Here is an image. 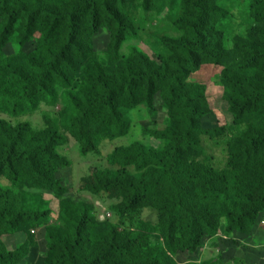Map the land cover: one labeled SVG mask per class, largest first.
<instances>
[{"label": "trees", "instance_id": "1", "mask_svg": "<svg viewBox=\"0 0 264 264\" xmlns=\"http://www.w3.org/2000/svg\"><path fill=\"white\" fill-rule=\"evenodd\" d=\"M156 1L0 0V110L20 115L41 103L52 106L57 100L56 87H60L61 124L85 155L96 151L102 141L126 134L124 111L127 103L135 104L138 91L148 102L159 92L172 124L143 131L164 140V147L134 143L114 148L107 162L118 170L94 173L85 189L93 194L112 191L120 195L122 203L111 208L120 217L137 214L149 201L160 215L170 249L191 253L204 235L217 232L221 219L226 220L228 233L253 227L264 211V174L253 176L235 160L219 170L185 159L189 149L201 147L203 134L218 133L203 128L207 115L205 89L191 82L190 76L204 64L224 65L225 45L217 30L222 10L235 0H181L182 16L174 23L181 36L155 35L150 41L146 33L145 44L158 61L136 48L118 61L121 44L139 34L134 18L127 16V4L146 6ZM170 1L176 4L179 0ZM249 2L251 12L264 18V0ZM35 21L47 26L34 40L32 51L19 60L14 48L22 49L28 43ZM101 27L109 33L107 50L115 66L103 68L95 63L88 75L70 84L63 71L70 54L79 48L89 49L87 44L82 45L80 30L94 33ZM260 34L264 40V32ZM10 44L13 53H6ZM246 51L252 61L264 60V42L260 47L248 46ZM224 67L223 80L237 94L231 108L243 114L264 96V80ZM62 143L52 124L45 131L32 133L25 125L11 127L0 120V178L10 183L0 184V264H20L28 255L29 244L10 248L6 238L20 234L31 223L46 222L50 214L39 196L20 189L27 186L20 183V177L26 175L30 185L33 179L46 180L45 189L58 195L59 183L43 172L41 161L52 167L67 166L54 151ZM263 143L264 126L254 127L237 156ZM72 218L64 232L45 230L46 247L51 253L46 264H125L129 257H135L138 264H175L171 259L162 261L164 255L149 241L142 239L144 243L139 244L135 237L114 227L101 238L94 237L90 228L93 218L85 205Z\"/></svg>", "mask_w": 264, "mask_h": 264}, {"label": "rangeland", "instance_id": "2", "mask_svg": "<svg viewBox=\"0 0 264 264\" xmlns=\"http://www.w3.org/2000/svg\"><path fill=\"white\" fill-rule=\"evenodd\" d=\"M29 1V0H25ZM249 0L231 1L222 10V21L218 27V35L225 45L226 57L224 65L204 64L190 76V81L201 85L205 89L207 115L203 119V128L215 129L217 134H203L201 147L189 149L185 154L187 161L195 160L203 165L209 164L219 170L230 161L243 164L253 175L264 174V143L246 155H238V151L246 143V136L253 132L254 127L264 126V96L254 102L243 114L232 110V104L237 98L230 84L223 80L224 66L237 70L240 74H251L264 80V60H251L246 47H260L264 42L261 32H264V18L257 17L250 10ZM181 0L176 4L170 0H158L154 4L128 3L127 16L134 18L135 26L139 30L137 37L123 42L118 50V61L125 59L131 48H136L149 55L151 59L158 57L145 44L146 33L153 41L155 35L179 37L182 35L175 27V21L182 16ZM30 33L31 39L22 49L15 47V54L19 60H24L25 53L32 51L34 40L44 33L45 22H34ZM17 27H15V30ZM79 38L82 45L89 49L79 48L70 54L63 71L71 83L88 75L96 63L103 68L114 67L116 61L109 54L107 47L109 33L105 28H99L94 33L85 29L80 30ZM13 45L6 48V53H13ZM117 61V62H118ZM57 100L52 106L38 104L33 111H24L20 115H13L9 111L0 110V120L11 127L25 125L32 133L45 131L52 124L63 143L54 148L55 153L66 160L65 167H52L41 161L42 170L59 183V193L55 195L47 190L46 180L41 178L28 181L26 175L20 177V187L30 195L41 198L50 211L46 222L31 223L23 227L20 234L6 238L10 248L27 242L29 251L27 257L20 264H46L51 253L46 247L44 233L47 228H57L64 232L70 225L72 216L82 212V205L87 207V213L93 218L91 225L94 237L101 238L110 228L114 227L119 233H127L139 244L142 239L149 241L157 251L164 255V260L171 259L175 264H264V211L259 214L256 223L245 232L228 233L226 220L221 219L217 232L204 235L196 251H172L162 231L160 215L156 209L146 201L135 215L120 217L111 208L122 203L123 198L112 192L93 194L85 189V185L92 182L93 174L118 170L107 162V156L119 146H130L141 143L146 147L161 149L165 141L156 139L144 133L145 128L164 127L172 124L169 109L166 107L159 92H156L150 102L145 100L142 91H138L133 106L126 104L125 117L128 120V131L122 137L112 141H102L98 149L81 155L79 144L63 129L61 124L62 105L60 87H56ZM131 172V170L129 169ZM0 184L9 186L8 180L2 176ZM30 188H29V187ZM67 202L63 207L62 203ZM180 233V231H179ZM138 252L135 253V256ZM161 261V262H162ZM125 264H138L135 257H129ZM163 264H171L163 262Z\"/></svg>", "mask_w": 264, "mask_h": 264}]
</instances>
